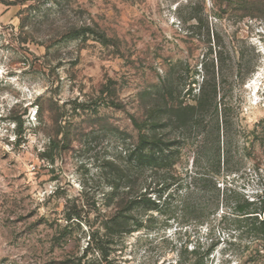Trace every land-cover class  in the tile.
I'll list each match as a JSON object with an SVG mask.
<instances>
[{"label": "rangeland", "instance_id": "374dc122", "mask_svg": "<svg viewBox=\"0 0 264 264\" xmlns=\"http://www.w3.org/2000/svg\"><path fill=\"white\" fill-rule=\"evenodd\" d=\"M205 81L240 105L220 179L229 206L203 224L155 214V233L104 257L105 163L135 140L134 120L194 105ZM263 126L264 0H0V264H162L184 247L264 264Z\"/></svg>", "mask_w": 264, "mask_h": 264}, {"label": "trees", "instance_id": "16d2710c", "mask_svg": "<svg viewBox=\"0 0 264 264\" xmlns=\"http://www.w3.org/2000/svg\"><path fill=\"white\" fill-rule=\"evenodd\" d=\"M86 30L73 33L80 35ZM219 91L214 81H205L195 95L194 105L171 106L169 110L166 104V115L148 117L143 125L134 120L138 132L135 140L120 145L118 154L104 167L105 191L99 203L103 234L99 241L102 246L98 247L104 257L132 234L143 233L148 238L155 233L159 226L155 214L164 216L165 223L203 224L229 206L230 196L223 193L220 179L226 171L228 146L240 105L232 101V87L222 89L221 98ZM163 106L155 108L161 112ZM262 129L264 135V126ZM246 142L245 150L251 149L252 143ZM233 211L245 218L259 217L241 203H236ZM258 223L252 229L255 256L264 258V220ZM210 254V250L201 251L200 247L191 251L184 247L178 261L165 260L162 264H208Z\"/></svg>", "mask_w": 264, "mask_h": 264}]
</instances>
